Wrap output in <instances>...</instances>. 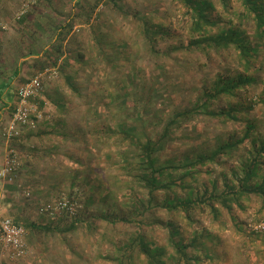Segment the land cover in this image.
<instances>
[{
  "label": "trees",
  "instance_id": "obj_1",
  "mask_svg": "<svg viewBox=\"0 0 264 264\" xmlns=\"http://www.w3.org/2000/svg\"><path fill=\"white\" fill-rule=\"evenodd\" d=\"M43 1L28 0L19 8L24 11L18 21L32 33L23 56L42 49L57 65L66 49L83 51L87 46L76 32H70L71 26L49 32L36 15ZM86 2L89 20L96 8L112 5L122 18L134 22L148 55H154L155 70L162 69L168 77L150 91L145 74L123 59L129 46L117 60L105 50L103 56L89 60L94 67L105 57L110 73H117L113 86L102 85L98 98L86 105L77 120L85 123L73 136L83 139L87 157L73 158L79 167L74 168L72 181L91 185L93 200L105 195L112 206L109 211H93L91 203L83 206L70 193L74 211L50 213L41 207L45 221L2 213L26 229V254L10 257L23 259L33 248L44 264L211 263L220 256L216 246L223 244L217 222L227 229L228 221L244 233L239 211L246 212L251 202L259 203L264 219V0H169L174 8H164L170 19L162 17L161 22L125 11L121 4L127 0ZM102 15L98 12L96 24L89 25L95 46L87 47L88 52L102 50L97 27ZM115 30L116 40L127 45L123 31ZM72 77L66 75L82 97ZM164 85L175 89L168 99H157L156 89ZM41 114L31 116L35 128L47 118ZM18 126L31 133L35 130L29 124ZM85 170L89 172L82 176ZM124 182L133 185L121 197L117 191ZM203 215L215 227L204 225Z\"/></svg>",
  "mask_w": 264,
  "mask_h": 264
},
{
  "label": "rangeland",
  "instance_id": "obj_2",
  "mask_svg": "<svg viewBox=\"0 0 264 264\" xmlns=\"http://www.w3.org/2000/svg\"><path fill=\"white\" fill-rule=\"evenodd\" d=\"M10 4L13 5L14 2L12 4L10 1ZM17 4L12 19V25L8 27V29L9 45L12 46L14 44L19 47L13 49V52L16 51V54H13L15 61H12V57L10 58L11 61L9 60V62L10 66H12L10 68H14V66L18 64V56L20 58L21 55L23 56L24 53L29 51L30 43H26V40H30L29 34H32L26 27H24L23 30H17L15 25H19V23L24 24V22L18 21V17H20L24 11V9L21 10L19 8L22 4L26 5L29 4V2L23 0ZM121 5L125 11H129L135 16H140V14H142L149 17V19H152L154 22H161L162 17H164L165 20H169L170 16L164 13V8L174 6L169 0H127V2ZM42 6L40 5L39 8ZM100 11L104 12V15L99 17V25L97 26L100 28L98 35V37L101 38L99 46L102 50H100V53L96 48L93 49L92 52H88L87 47L90 48L95 45L93 36L89 35L88 32L89 27H86L76 32L78 37L83 40L84 45L87 46L83 48V51L81 50L82 48H77L76 50V46L74 47L75 51L72 52L66 49V52L58 59L57 65H53L50 63V60H53L54 57L52 58L48 55L46 58V54L44 55V51H42L40 47L37 49L41 50L25 59L26 62L22 63L20 67L23 68V70L15 80V89L21 87L35 75L39 73L44 74L42 77L44 89L39 100L36 102L34 101L35 105L34 103L33 105L38 109V105L40 104L39 109L43 113V118L44 114H46L47 118L42 120L36 128L30 125L35 128L33 133H31L27 127L20 128L22 126H18L17 124L12 136L7 134L8 129L5 135L3 134L5 145H0V168L4 165L8 157L14 158L16 161L14 170L16 172L12 175L11 179L0 176V180H2L0 181V190L3 188L9 189L10 192H7V194L13 195L14 198L15 204L13 205L12 203V210H9V215L11 214L10 216L12 217L13 214L21 213L23 216L32 219L45 221L47 219L45 217L47 216L41 212V207H48V205L55 206L56 202L60 199H68L67 196H69L68 194L70 193H74L79 199L78 202L83 206L91 203L89 205L93 211H109L110 206H112L111 202L107 201L105 195L100 194V197L93 200L92 194L94 188L91 185H83L82 180L79 181V183H74L72 181V172L74 168L79 167L73 158H78L79 156L87 157V155H85V142L82 138H78L79 140L75 139L79 137L78 135H76L77 137L73 136L79 125L85 123L82 120V123L78 121H80L79 119H81V115L84 113L83 109L86 105L95 98H98V95H96L97 90L99 88L101 89L102 85L107 87L113 86V80L117 73V70H113L114 72L110 73V71H112L110 70L111 66H108L105 57L102 63L95 62L94 67L89 66L88 62L90 59H97L103 56L105 50L107 54H111L112 59L117 60L120 58V52L123 51V48L129 46L127 49L130 50L124 51L123 59L125 62L130 61L131 64L135 65L136 68H139L145 74L147 81H149L148 89L150 91L154 89L153 87L156 83L163 85L164 80L168 77V74L164 73L162 69L155 70L154 55H148L145 47L146 42L141 39V35H137L134 22L122 18L118 10L112 5H104L98 12ZM159 12H163V14H159ZM66 17V15L57 17V21H61ZM178 17L180 18L181 14H179ZM171 18L177 20L175 17ZM103 28L105 30H103ZM115 28H120L123 31V39L127 38L129 40L127 45H121L122 43L116 40L114 33L119 29L115 30ZM176 28L181 31L179 26ZM11 30H14V32ZM69 36H67L66 40H68ZM11 46L10 54L13 53ZM108 50L110 52H107ZM125 56H127V58ZM80 58H82V61H80ZM185 62L187 63L186 60ZM212 72V70H209L208 74L211 75ZM66 75H74V77H72V83L81 87L80 91L82 97L77 96V92L71 87L69 81L66 79ZM174 89V86H158L156 91H160V94H157L156 98L168 99L169 94L172 93ZM15 98L17 103V95ZM70 101H73V104L70 103ZM12 116L13 114L9 117L10 121ZM58 120H63V123L59 122V124L57 122ZM113 122H115V119H113ZM79 131L80 130H78V134ZM24 136L28 139L27 141L24 140ZM120 142V139H118L116 144H120ZM55 147L59 150L57 151ZM93 163L99 166L97 162L93 161ZM101 167L102 166L99 168L101 169ZM82 169L84 168H80V170ZM30 172H32V174H30ZM60 172L61 174L56 175V173ZM88 172V170H85L82 172V176ZM123 185L124 187H122V189L118 187L117 191L121 197H124L122 195H125V193L130 190L133 183L124 182ZM26 191L30 194H27ZM127 194L128 193H126V195ZM89 198L92 200H89ZM122 200L123 202L127 201V199L124 198H122ZM0 205H3V203H0ZM258 209L259 203L251 202L246 212L239 211L240 219L245 222L246 231L244 233H238L236 228H233L228 221L227 229H225V227L223 228V225H219V222L216 223V230L223 231V244L216 246V252H218L220 256H217L211 263L207 261L206 264H264V219L261 220L263 214ZM61 211L64 210L57 209L55 213ZM43 212H45V210ZM202 218L204 225L212 228L215 227V224L210 221L207 215H203ZM255 232H257V234ZM28 254L25 258L20 260L11 259L10 264H37L36 261H39V264L45 263L42 257L40 260V253L36 249L32 248Z\"/></svg>",
  "mask_w": 264,
  "mask_h": 264
},
{
  "label": "crops",
  "instance_id": "obj_3",
  "mask_svg": "<svg viewBox=\"0 0 264 264\" xmlns=\"http://www.w3.org/2000/svg\"><path fill=\"white\" fill-rule=\"evenodd\" d=\"M10 1L12 2V4L14 2V4L11 5ZM20 1L23 0H0V137L2 138H0V145H5L3 134L5 135L6 130L10 126L11 121L9 117L13 114V108L16 104L15 97L17 95L18 89H15V80L18 77L19 73L23 70V68H20L22 66V63L26 62L25 59L32 56V54L27 56L21 55L20 58L18 56V64H16L14 68H10L12 67L10 66L9 62V60L11 61L10 58L12 57V61H15V57L13 54H16V51L13 52V49L19 46L14 44L12 46L9 45L8 27H11L12 25L14 11L16 6L18 5L17 3H19ZM41 6L42 7H40L36 11V15L39 16V19L43 21L46 26H48L49 32H61L66 29L68 30V27L70 26V32H77L82 30V28L89 27V25L93 26L94 24H96L98 9L96 8V10L91 14L92 17L89 20L88 10L90 8L89 2H86V0H50V2H46L44 0ZM63 15H66L67 17L62 19L61 21H57V17H61ZM15 26L17 27V30H23V28L26 27L27 24L19 23V25ZM11 31L14 32V30ZM10 46L13 52L12 54H10ZM16 67H18V73L16 72ZM23 138L26 141L28 140L26 136H24ZM7 192H10V190L4 188L0 190V203L5 202L0 206L2 209V213L5 215L10 212L8 211V209L10 210V207L12 208V203L13 205L15 204L13 195H10L9 193L7 194ZM10 260V254L3 248L1 242L0 228V264H10Z\"/></svg>",
  "mask_w": 264,
  "mask_h": 264
},
{
  "label": "built area",
  "instance_id": "obj_4",
  "mask_svg": "<svg viewBox=\"0 0 264 264\" xmlns=\"http://www.w3.org/2000/svg\"><path fill=\"white\" fill-rule=\"evenodd\" d=\"M43 76V73H39L19 87L16 108L7 132L9 136L13 135L17 124H29L35 127V122L31 118L33 113H36L38 118L42 116L41 111H37L36 107H34L32 99L38 96L44 89ZM15 162L14 158L8 157L0 168V176L11 179L15 170ZM74 208L75 204L72 201L62 198L56 202L55 206L48 205L45 209L53 213L57 209L73 212ZM0 228L3 248L13 258L23 257L27 252V244L25 242L26 229L23 225L16 224L10 216H3L1 206Z\"/></svg>",
  "mask_w": 264,
  "mask_h": 264
}]
</instances>
